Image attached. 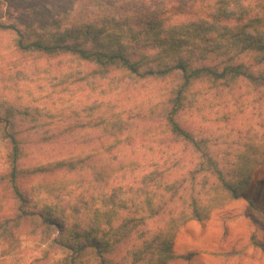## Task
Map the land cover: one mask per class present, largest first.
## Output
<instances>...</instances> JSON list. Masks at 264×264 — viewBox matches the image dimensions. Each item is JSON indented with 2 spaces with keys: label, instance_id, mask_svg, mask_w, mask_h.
I'll list each match as a JSON object with an SVG mask.
<instances>
[{
  "label": "rangeland",
  "instance_id": "1",
  "mask_svg": "<svg viewBox=\"0 0 264 264\" xmlns=\"http://www.w3.org/2000/svg\"><path fill=\"white\" fill-rule=\"evenodd\" d=\"M0 2L3 23L11 22L25 30L30 26L41 30L57 24L81 23L92 16L96 21L107 14L117 18L132 16L139 6L151 10L163 8L170 15L171 23L178 25L187 20L185 14L195 7L196 10L203 0ZM249 4L254 13L264 10V0H251ZM14 39L10 30H0V111L12 110L14 115L13 125L0 121V223L14 220L16 216L15 200L8 183L13 155L10 136L19 141L17 162L22 168L55 163L80 153H94L91 160L95 167L22 176L18 180L24 196L33 195L37 210L47 203L54 210L64 212L63 216L68 219L66 225L90 226L97 221L96 216L115 218V210L124 216L132 215V210L136 211L132 204L135 196L128 189L137 187L142 176L153 170L170 168L167 170L170 180L186 182L184 200L178 203L185 210L189 209L190 190L194 193L208 191L210 184L206 182L213 183V175L205 171L194 181L189 175L200 155L165 134L163 129L168 95L180 82L178 75L130 80L121 72H113L93 77L92 65L64 54H24L15 48ZM253 56L245 54L242 60L259 72L257 76L264 75L263 65H253ZM261 84V80L239 78L233 84H219L212 89L209 83L199 82L190 88L188 104L179 120L184 129L192 132L195 141L209 151L226 153V147L232 144L235 152L241 149L242 143L264 142V88ZM97 116H113L117 128L110 129L107 125L78 128L79 124L91 122ZM112 143L114 147H107ZM177 160L179 166L175 163ZM38 186L45 187L44 191H38ZM118 187H121L120 192L114 193V188ZM47 191L51 195L44 194ZM248 196L264 210V165L254 170ZM109 199L115 202V209L106 203ZM135 215L144 218L147 225L144 230L151 233L144 234L139 228L142 239L134 236L128 246L160 231L170 240L173 254L171 259L157 256V261L141 264H264V217L244 199L226 202L214 208L207 219L186 221L172 232L167 229V219H147V211ZM100 224V231L108 234L107 227ZM10 230L13 236L10 240L0 238V264L69 262L72 253L54 243L59 236L56 229L36 226L27 219L19 227L11 223ZM128 246L120 247L118 259ZM79 264H90V261L84 257Z\"/></svg>",
  "mask_w": 264,
  "mask_h": 264
},
{
  "label": "trees",
  "instance_id": "2",
  "mask_svg": "<svg viewBox=\"0 0 264 264\" xmlns=\"http://www.w3.org/2000/svg\"><path fill=\"white\" fill-rule=\"evenodd\" d=\"M250 1L203 0L196 10L195 7L187 12V20L178 25L171 23L170 15L163 8L151 10L139 6L132 16L117 18L107 14L97 21L92 16L93 19L81 23L57 24L41 30H35L33 26L25 30L11 22L3 23L0 2V30H10L15 35L14 46L19 52L74 57L94 66L93 77L113 72H121L130 80L165 79L178 75L180 82L167 99L169 107L163 116L164 132L200 155L194 170L189 172L191 181L205 171L215 177L213 183L206 182V185L210 184L207 192L194 193L190 190L189 209L185 210L178 203L184 200L186 182L175 178L170 180V168L168 171L153 170L142 176L137 187L130 186L128 189L135 196L132 204L136 211L132 210V215L124 216L115 210L113 214L116 217H101V224V218L96 216L97 221L90 226L81 227L80 223L66 225L68 219L63 216L64 212L54 210L47 203L37 210L33 195L25 197L18 180L22 176L51 175L82 171L87 166L95 167V162L91 160L95 157L94 153H80L55 163L22 168L17 162L20 158L19 141L10 136L13 155L8 183L15 200L16 216L14 220L0 223V238L10 240L13 237L11 223L13 227H19L28 219L36 226L43 225L45 229L58 231L59 236L54 243L72 253L65 264H79L84 257L90 264H141L153 261L157 256L171 259L173 254L170 240L160 231L153 233L149 239L128 246L134 236L135 239H142L143 236L138 234L139 228L144 234L151 233L144 230L147 225L143 217L135 215L138 212L146 214L147 211V219H167L169 232L186 221L201 222L207 219L214 208L229 201L244 199L250 208L264 217V210L258 208L248 196L254 170L264 165V142L242 143L241 149L235 152L232 144L226 147V153L209 151L206 147L204 149L207 150H204L179 120V115L188 104L190 88L199 82L209 83V88L214 89L219 84H233L243 78L254 82L261 80L264 88V75L257 76L259 72L253 71L251 64L242 60L245 54H252L255 57L253 65L264 66V10L254 13ZM12 113V110H4L0 121L13 125ZM26 115L29 113L26 112ZM114 120L113 116H97L91 122L79 124L78 128H104L106 125L110 129L117 128ZM107 147H114V144ZM175 163L180 165L178 160ZM44 189L38 186V191ZM120 190L121 187H118L113 191L117 193ZM45 193L51 195V192ZM58 198L57 195L55 199ZM106 203L116 208L113 200L109 199ZM99 224L107 227L108 234L100 231L102 226ZM121 246L128 247L118 259Z\"/></svg>",
  "mask_w": 264,
  "mask_h": 264
}]
</instances>
